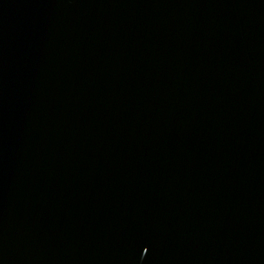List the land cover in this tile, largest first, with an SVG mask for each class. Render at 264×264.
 I'll list each match as a JSON object with an SVG mask.
<instances>
[{
    "label": "water",
    "instance_id": "1",
    "mask_svg": "<svg viewBox=\"0 0 264 264\" xmlns=\"http://www.w3.org/2000/svg\"><path fill=\"white\" fill-rule=\"evenodd\" d=\"M0 264H264V0H0Z\"/></svg>",
    "mask_w": 264,
    "mask_h": 264
}]
</instances>
